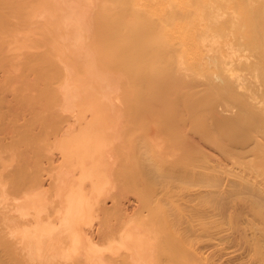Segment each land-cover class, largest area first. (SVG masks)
I'll return each instance as SVG.
<instances>
[{"label":"bare ground","instance_id":"bare-ground-1","mask_svg":"<svg viewBox=\"0 0 264 264\" xmlns=\"http://www.w3.org/2000/svg\"><path fill=\"white\" fill-rule=\"evenodd\" d=\"M0 264H264V0H0Z\"/></svg>","mask_w":264,"mask_h":264},{"label":"rangeland","instance_id":"rangeland-1","mask_svg":"<svg viewBox=\"0 0 264 264\" xmlns=\"http://www.w3.org/2000/svg\"><path fill=\"white\" fill-rule=\"evenodd\" d=\"M54 155L56 156V157H54V161H55V164H57V163L60 162V161H58V160H61V159L59 158V157H61V156H60L59 153H55ZM58 155H59V156H58ZM57 156H58V157H57ZM58 158H59V159H58ZM56 162H57V163H56ZM47 180H48V178H47ZM47 180H46V183H45L46 187L50 184V182H49L50 179H49L48 181H47ZM47 183H48V184H47ZM128 196H129V198H128ZM126 197H127L128 199H126ZM126 197H125V199H126L127 201H126L125 199L123 200V199L121 198L122 203L125 204V205L127 204L126 206L124 205L125 208L128 209V211H129V209H130V211H131L132 206H134V209L137 210V209H136V208H137V204H136L137 201H136V199L134 198L135 196H133V194H132V195H127ZM130 200H131V201H130ZM123 201H124L125 203H124ZM132 201H133V202L135 201V202L133 203ZM130 202H131V204H130ZM129 204H130V205H129ZM133 204H134V205H133ZM109 205H110V203H108V206H109ZM127 206H128V207H127ZM130 207H131V208H130ZM134 209L132 208V211H133ZM135 210H134V211H135ZM130 211H129V213L134 214V212L132 213V212H130Z\"/></svg>","mask_w":264,"mask_h":264}]
</instances>
